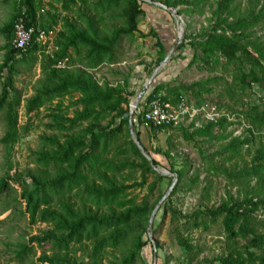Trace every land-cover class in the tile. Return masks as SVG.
<instances>
[{
    "label": "rangeland",
    "instance_id": "rangeland-1",
    "mask_svg": "<svg viewBox=\"0 0 264 264\" xmlns=\"http://www.w3.org/2000/svg\"><path fill=\"white\" fill-rule=\"evenodd\" d=\"M37 1L36 13L49 27L43 31L42 38L38 40L42 48L36 47L31 52L34 58L15 65L11 90L6 97L7 100L10 94L13 97L17 96L19 102L16 107V131L12 137L5 134L4 110L0 109V180L5 179L7 182V190L0 194V264H49L40 261L39 256L53 253L51 242L44 238L41 244H38L29 237L41 236L44 231L50 229V223L29 219L20 192L22 188L32 186V177L51 178L59 170L57 166L44 167L35 161V152L40 148L42 135L56 134L61 140L64 132L70 131L47 127L46 124L51 120L50 113L55 110L56 104L60 111L68 116L72 114L74 108H80V104L73 102L78 95L75 91L53 97L30 112L24 110L26 98L46 84L49 78H54L58 69H65L89 78L98 86L127 82L124 86L132 90L127 97V108H129V103L144 79L175 40L180 25L179 19L177 20L173 14L153 3L142 4L144 13L134 17L136 29L128 31L126 20L122 17V8L129 0H119L115 6L102 10L93 7L96 0L76 2L70 4L69 9H63L57 0ZM154 1L161 2V0ZM18 2L19 0H0V26L10 18L19 5ZM214 4V0H207L201 13H178L182 19L180 39L166 62L153 75L148 87L157 81L169 80L158 92L173 94L178 84H191V88L187 90L178 88L182 97L190 104H194L198 98H202V103L215 104L229 122L222 128H213L212 137H205L189 135L192 127H187L186 130L163 128L152 134L148 126L132 121L134 135L138 130L142 146L157 160L155 165L167 169L171 165L173 169H179L184 183H177L173 192H171L173 187L169 190L156 209L148 231L150 213L174 176L165 174L155 183L150 193L147 191L146 183L153 179L151 174H146L145 181L141 185L128 187V196H134L135 200L147 193L150 211L142 219H132L128 222L132 229L123 242L114 247L103 248L99 254L102 264L121 263L122 258L146 236L148 241L140 247L138 254L129 264H143V260L146 264H218L216 261L208 260L224 252L226 248L220 220L214 222L206 220L204 225L192 227L186 223L184 216L198 208L215 207L221 201L231 202L241 198L245 189L255 191L259 188V191L264 192V171L261 177L250 175L241 179H230L224 173H215L210 167L212 163L232 172L249 166L253 149L264 144V124L252 123L249 118L250 114L260 113L263 110L264 89L254 82L240 89L236 87L233 79L238 66L244 70L249 68L247 58L237 52L239 56L237 62H221L209 70L199 67V62L187 65L193 41L204 33ZM231 6L232 15H240L247 11L250 4L247 0H233ZM258 6L255 5L254 10ZM178 7L181 5L172 8ZM52 13L55 14L54 22H51L47 15ZM64 20L73 24L75 28L84 30L88 35H115V60L102 61L95 67H89L85 64L82 50L76 52L69 48L67 58L50 65L49 59L58 47L57 41L61 40L58 31L66 32L62 23ZM150 29L157 33L163 44V50L155 45V37L149 33ZM253 31V35L264 45V22L256 24ZM183 33L186 37L181 40ZM3 43L4 38L0 33V62L3 58ZM2 72L4 70L0 69V91ZM214 77L216 78L213 79ZM205 79H208L207 82L199 86L194 85V82ZM132 112L134 113L133 110ZM106 119L107 117L98 124L103 125ZM245 137H249L250 141L243 142L237 153L229 154L228 150L224 149L233 138ZM107 155L115 159L112 151ZM207 158H210V161ZM110 174L107 172V175ZM112 175L123 183L140 179L138 169L125 168ZM65 199L72 202L73 207L80 206L79 200L72 194H68ZM83 207L87 208V203H84ZM90 207L91 210L94 209L92 205ZM171 212L174 217H170ZM263 215L259 210L252 215L256 221L258 220L255 224L258 232H264V224L259 221ZM175 226L178 228V233L186 238L189 247L186 248L177 242ZM23 244L29 245L31 250L21 261H18L14 257L15 251ZM153 245L156 251L154 259ZM90 249V240H83L79 244H71L66 253L75 263L86 264L89 262ZM59 253L61 254L62 251L60 250Z\"/></svg>",
    "mask_w": 264,
    "mask_h": 264
},
{
    "label": "trees",
    "instance_id": "trees-1",
    "mask_svg": "<svg viewBox=\"0 0 264 264\" xmlns=\"http://www.w3.org/2000/svg\"><path fill=\"white\" fill-rule=\"evenodd\" d=\"M57 1L60 2L63 9H69L70 4L84 3L87 0ZM118 1L96 0L93 7L102 10L115 6ZM232 1L214 0L215 4L210 11L208 25L205 27L204 33L193 41L187 65L199 62V67L209 70L221 62H237L239 60L237 52H239L247 58L249 68L244 70L238 66L233 76L236 87L243 89L254 82L264 89V45L253 35V27L264 22V0H247L250 6L246 12L240 15H232ZM37 2V0H19V5L10 18L0 26V33L4 38L3 58L0 62V69L4 70L0 91V109L4 110L5 134L9 137H12L16 131V107L19 103L18 97H13L11 94L6 100L11 90L15 65L21 61L32 60L34 56L31 52L41 46L33 37L24 49L14 48L11 43L13 23L17 16L22 15L25 17L26 23L34 26V36L39 30L45 31L49 26L39 19L35 10ZM161 2L170 7L181 5L175 9L176 13H201L207 0H161ZM149 3L152 2L129 0L123 6L122 17L126 20L128 31L136 29L134 17L144 13L142 4ZM257 4L258 8L254 10L253 7ZM163 10L168 12L165 8ZM47 15L49 20L54 22L55 14ZM62 23L66 32L58 31L61 40L57 41L58 47L53 52L52 58L49 59L50 65L67 58L69 48L76 52L82 50L85 64L89 67H95L102 61L112 62L115 60V35H88L84 30L75 28L68 21L64 20ZM149 33L155 37V45L163 50V44L157 33L152 29L149 30ZM185 37L186 34L183 33L181 40ZM208 79L196 81L194 85L199 86V84L207 82ZM168 81H157L151 87L147 85L138 101L141 107L154 96L170 101L183 99L188 102L182 97L178 88L187 90L191 88V84H178L173 94L158 92ZM124 84L98 86L89 78L65 69H58L54 78H49L46 84L37 88L24 102L25 112H30L53 97L61 96L68 91H75L78 95L73 102L80 104V108H74L70 116L62 113L56 104L55 110L50 113L51 120L46 124L47 127L70 131L64 132V137L61 140L56 134L42 135L40 148L35 152V161L44 167L57 166L59 170L51 178L32 177V186L22 188L20 192L29 219L49 222L51 226L41 236L32 235L29 237L30 240L36 241L38 244H41L44 238L51 242L53 253L42 254L39 256L40 261L49 264H77L70 256H67L66 250L71 244L90 240L89 262L86 264H102L99 254L103 248L114 247L123 242L132 229L128 222L132 219L140 220L150 211L147 193L135 200L134 196H128L127 188L132 185H141L145 181L146 174H151L153 179L146 183L147 191L150 193L155 187V183L164 175L151 167L149 161L141 154L129 135L127 97L130 96L132 90L127 89ZM198 103H202V98H198L194 102V104ZM134 115L137 123L140 124L139 112ZM106 117V122L99 125L98 123ZM249 118L252 123L263 125L264 105L260 113L250 114ZM228 122L225 116H221L200 126L192 127L189 135L212 137L213 128H222ZM163 128L186 130L187 127L160 126L155 129L148 126V129L152 130V134ZM135 136L140 142L138 130L135 131ZM249 141V137L233 138L224 149L228 150L229 154H234L237 153L243 142ZM111 151L115 159L107 155ZM150 157L156 164V158L152 155ZM207 159L210 161V158ZM210 167L215 173H224L230 179H241L250 175L261 177L262 171H264V144L253 149L249 166L232 172L212 163H210ZM125 168L128 170L138 169L140 179L123 183L112 175ZM168 169L176 174V181L171 190L173 192L177 183H184V180L181 178L182 172L179 169H173L171 165L168 166ZM107 172L111 174L107 175ZM6 190L7 182L5 179H1L0 194ZM259 190V188L255 191L245 189L241 198L231 202L221 201L215 207L198 208L184 216L186 223L192 227L204 225L206 220L210 222L220 220L226 248L224 252L211 257L209 262L264 264V232L256 230L255 224L258 220L256 221L252 217L257 210L264 214V192ZM68 194L77 197L80 202L79 207H73V203L65 199ZM84 203H87V208L83 207ZM90 205L94 207L93 210ZM170 217H174L173 213ZM259 221L264 224V215ZM174 231L177 242L186 248L189 247L190 244L184 236L178 233L176 226ZM147 241V236L140 240L119 264L131 263L140 247L144 246ZM30 250L29 245H21L15 251V259L21 261ZM141 259L143 260L142 257ZM143 264H146L144 260Z\"/></svg>",
    "mask_w": 264,
    "mask_h": 264
},
{
    "label": "built area",
    "instance_id": "built-area-1",
    "mask_svg": "<svg viewBox=\"0 0 264 264\" xmlns=\"http://www.w3.org/2000/svg\"><path fill=\"white\" fill-rule=\"evenodd\" d=\"M34 26L26 23L24 16H17L13 23V36L11 43L17 50L24 49L35 37L38 41L43 36V31L39 30L34 36ZM132 110L139 112L141 125L152 126H186L196 127L203 123L213 121L223 116L222 110L212 103L190 104L183 99L170 101L154 96L147 100L141 107L137 103ZM132 112V121H136V116Z\"/></svg>",
    "mask_w": 264,
    "mask_h": 264
},
{
    "label": "water",
    "instance_id": "water-1",
    "mask_svg": "<svg viewBox=\"0 0 264 264\" xmlns=\"http://www.w3.org/2000/svg\"><path fill=\"white\" fill-rule=\"evenodd\" d=\"M150 1L162 8H165L166 10H168V12H170L171 14H173L176 19H179V30L177 29V35L175 40L173 41V43L171 44V46L168 48V50L166 51L165 55L162 57V59L157 63V65L154 67V69L151 71V73L144 79L141 87L139 88V90L136 92L133 100L129 103V108L127 111V119H128V131L129 134L133 140V142L135 143V145L137 146V148L140 150L141 154L149 161L151 167L156 170L158 173L160 174H173L174 178L172 180V182L170 183V185L168 186V188L166 189V191L163 193V195L161 196V198L156 202L154 208L152 209L150 216H149V222L147 225V231L150 228V223L151 220L154 216V213L156 211V209L158 208L160 202L164 199V197L167 195V193L169 192V190L173 187L174 185V181L176 178V174L169 171L167 168L164 167H158L156 166L153 162L152 159L150 157V155L148 154L147 150L142 146V144L139 142V140L136 138V136L134 135L133 129H132V108L138 103L140 96L142 95L143 91L145 90V88L147 87L148 83L150 82V80L152 79L153 75L156 73V71L166 62V60L168 59V57L170 56L173 48L175 47V45L177 44V42L180 39V35H181V29H182V19L180 18V16L178 15V13H176V10L170 6H166L165 4L158 2V1H154V0H147ZM153 249V259L155 258L156 255V251H155V246H152Z\"/></svg>",
    "mask_w": 264,
    "mask_h": 264
},
{
    "label": "bare ground",
    "instance_id": "bare-ground-1",
    "mask_svg": "<svg viewBox=\"0 0 264 264\" xmlns=\"http://www.w3.org/2000/svg\"><path fill=\"white\" fill-rule=\"evenodd\" d=\"M179 28H180V27L178 26V30H179Z\"/></svg>",
    "mask_w": 264,
    "mask_h": 264
}]
</instances>
